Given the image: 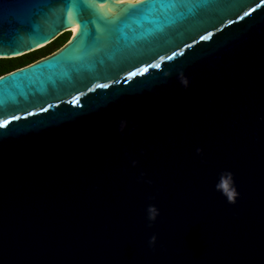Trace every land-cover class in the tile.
<instances>
[{
  "label": "water",
  "instance_id": "1",
  "mask_svg": "<svg viewBox=\"0 0 264 264\" xmlns=\"http://www.w3.org/2000/svg\"><path fill=\"white\" fill-rule=\"evenodd\" d=\"M70 27L0 76V264H264V0H0V58Z\"/></svg>",
  "mask_w": 264,
  "mask_h": 264
},
{
  "label": "trees",
  "instance_id": "2",
  "mask_svg": "<svg viewBox=\"0 0 264 264\" xmlns=\"http://www.w3.org/2000/svg\"><path fill=\"white\" fill-rule=\"evenodd\" d=\"M66 38L67 33L63 32L50 43L39 49L14 58H0V76L14 69L30 64L47 54H50L51 52L59 48L62 44H64Z\"/></svg>",
  "mask_w": 264,
  "mask_h": 264
},
{
  "label": "flooded vegetation",
  "instance_id": "3",
  "mask_svg": "<svg viewBox=\"0 0 264 264\" xmlns=\"http://www.w3.org/2000/svg\"><path fill=\"white\" fill-rule=\"evenodd\" d=\"M65 33H67V38H66V40H65V42L69 39V37L71 36V34H72V32H71V30L70 31H66ZM64 42V43H65Z\"/></svg>",
  "mask_w": 264,
  "mask_h": 264
},
{
  "label": "bare ground",
  "instance_id": "4",
  "mask_svg": "<svg viewBox=\"0 0 264 264\" xmlns=\"http://www.w3.org/2000/svg\"><path fill=\"white\" fill-rule=\"evenodd\" d=\"M71 30L72 33L76 32L77 29L73 28V27H70L69 28Z\"/></svg>",
  "mask_w": 264,
  "mask_h": 264
},
{
  "label": "snow or ice",
  "instance_id": "5",
  "mask_svg": "<svg viewBox=\"0 0 264 264\" xmlns=\"http://www.w3.org/2000/svg\"><path fill=\"white\" fill-rule=\"evenodd\" d=\"M138 3H139V4H143V0H138ZM4 123L7 124L8 122L5 121Z\"/></svg>",
  "mask_w": 264,
  "mask_h": 264
}]
</instances>
